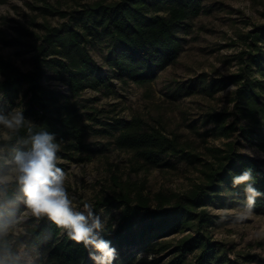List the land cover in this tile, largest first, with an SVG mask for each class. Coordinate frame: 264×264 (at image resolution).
I'll list each match as a JSON object with an SVG mask.
<instances>
[{"label":"trees","instance_id":"obj_1","mask_svg":"<svg viewBox=\"0 0 264 264\" xmlns=\"http://www.w3.org/2000/svg\"><path fill=\"white\" fill-rule=\"evenodd\" d=\"M36 8L62 20L50 24L31 18L32 28L19 26L15 37L0 29L4 45L31 52L28 70L0 54V93L10 103L21 97L25 117L56 135L62 160L83 161L100 150L89 138L110 136L117 149L130 153L132 171L173 168L176 160L198 167L196 181L181 191L150 194L140 182L111 177L113 191L97 195L92 204L96 213L105 211L104 238L118 252L114 264H264L263 255L235 251L210 231L234 220L210 210L237 207L242 201L243 185L232 186L234 175L251 169L253 186L264 193V158L241 150L249 145L264 153V22L242 36L240 49L231 56L234 70L212 78L201 72L174 89L211 97L233 86L227 91L230 107L208 108L199 119L202 127L208 126L200 134L221 143L198 149L139 115L127 119L96 107L84 111L73 97L86 88L113 86L89 51L103 41L106 64L122 82H150L158 69L177 58L180 28L200 13L201 0H93L70 10L48 3ZM49 78L65 85L68 94L49 85ZM253 212L264 215V197L256 200ZM51 230L53 238L43 245L45 264H94L82 245L58 235L54 226Z\"/></svg>","mask_w":264,"mask_h":264},{"label":"rangeland","instance_id":"obj_2","mask_svg":"<svg viewBox=\"0 0 264 264\" xmlns=\"http://www.w3.org/2000/svg\"><path fill=\"white\" fill-rule=\"evenodd\" d=\"M90 1L93 0H4L0 2V29L7 37H15L19 26L31 27V18L37 22L45 20L50 24L59 23L62 19L57 14L42 15L39 12L36 7L42 3L70 10ZM201 4L203 8L200 13L187 19L180 28L181 49L177 58L158 69L150 82H122L106 64L107 48L103 41L92 45L89 51L93 59L107 70L106 79L113 82V86L109 90L98 91L86 88L73 98L85 106L84 111L96 107L102 109L105 115L127 119L139 115L147 123L163 127L166 133H174L181 142H189L198 149H202L205 143L219 145L220 139L200 134L208 126L202 127L199 119L208 108L230 107L227 91L233 86L211 97L203 93L186 96L174 92V89L178 83L201 72L212 78L234 70L236 65L231 56L240 49L242 36L252 25L264 22V0H201ZM35 30L38 31L37 28ZM0 54L22 70L31 68V52L24 48L4 45L0 41ZM46 82L68 94L62 83L51 78ZM3 98L6 110L23 107L21 97L15 99L14 103H10L5 96ZM89 139L100 148L98 152L80 162L62 160L60 164L68 173L66 187L81 208L85 202L92 203L97 195L112 192L110 179L115 175L142 183L150 194L159 189L184 190L199 176L197 165L177 160H174L173 168L144 167L138 172L132 171L130 153L117 149L110 142V136H93ZM241 150L251 151L252 157L264 158V153L254 146L243 145ZM210 210L222 215L217 210L223 209ZM112 212L117 214L118 210L112 209ZM97 214L104 218V209H100ZM231 218L228 216L226 219ZM229 221L211 228L213 237L233 245L235 251L256 252L264 256V215L253 212L246 221ZM144 256L150 259L153 254L145 253Z\"/></svg>","mask_w":264,"mask_h":264},{"label":"clouds","instance_id":"obj_3","mask_svg":"<svg viewBox=\"0 0 264 264\" xmlns=\"http://www.w3.org/2000/svg\"><path fill=\"white\" fill-rule=\"evenodd\" d=\"M3 99L0 93V264H45L43 245L53 238L52 226L82 245L94 264H114L117 249L104 238L107 218L92 203H75L66 187L68 173L59 166L56 135L26 118L22 106L6 110ZM253 184L251 169L232 177L244 196L236 208L217 210L221 219L251 218L256 200L264 197Z\"/></svg>","mask_w":264,"mask_h":264}]
</instances>
